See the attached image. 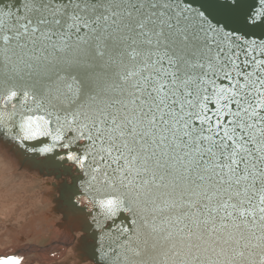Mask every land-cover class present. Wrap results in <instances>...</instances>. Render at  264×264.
I'll use <instances>...</instances> for the list:
<instances>
[{
	"label": "snow or ice",
	"instance_id": "snow-or-ice-1",
	"mask_svg": "<svg viewBox=\"0 0 264 264\" xmlns=\"http://www.w3.org/2000/svg\"><path fill=\"white\" fill-rule=\"evenodd\" d=\"M0 137L94 264H264V0H0Z\"/></svg>",
	"mask_w": 264,
	"mask_h": 264
},
{
	"label": "rangeland",
	"instance_id": "rangeland-1",
	"mask_svg": "<svg viewBox=\"0 0 264 264\" xmlns=\"http://www.w3.org/2000/svg\"><path fill=\"white\" fill-rule=\"evenodd\" d=\"M20 175L16 162L0 150V259L15 257L21 264H74L72 251L63 254L58 246L54 225L60 216L50 215L54 193L41 184L53 180Z\"/></svg>",
	"mask_w": 264,
	"mask_h": 264
},
{
	"label": "water",
	"instance_id": "water-1",
	"mask_svg": "<svg viewBox=\"0 0 264 264\" xmlns=\"http://www.w3.org/2000/svg\"><path fill=\"white\" fill-rule=\"evenodd\" d=\"M0 150L4 151L7 155H10L12 159L16 162L18 172L21 173L20 176L30 179V174H34L36 178H46L49 181L44 184V188H50L54 193L52 198L51 214H57L61 216L59 222L54 226L55 231L58 233L59 245L63 249V254H65L69 249L73 253L74 264H94L93 257L91 254V246L93 241L89 239L87 242L84 241L83 229L81 223L66 214L65 207L60 198V191L63 188L62 180L63 175L57 179L56 174L53 170L41 163L44 159L43 157L33 158L32 154L25 153L19 145L14 141L6 138L0 137ZM57 196V197H56ZM80 234L79 237L77 235Z\"/></svg>",
	"mask_w": 264,
	"mask_h": 264
},
{
	"label": "bare ground",
	"instance_id": "bare-ground-1",
	"mask_svg": "<svg viewBox=\"0 0 264 264\" xmlns=\"http://www.w3.org/2000/svg\"><path fill=\"white\" fill-rule=\"evenodd\" d=\"M53 196H54V195H53ZM56 197H57V196H56ZM60 219H61V216H60ZM59 221H60V220H59ZM56 224H57V223H55V225H54V226H56ZM78 235L80 236V234H78ZM72 257H73V255H72Z\"/></svg>",
	"mask_w": 264,
	"mask_h": 264
},
{
	"label": "crops",
	"instance_id": "crops-1",
	"mask_svg": "<svg viewBox=\"0 0 264 264\" xmlns=\"http://www.w3.org/2000/svg\"><path fill=\"white\" fill-rule=\"evenodd\" d=\"M41 184H43V185H44L45 183H41Z\"/></svg>",
	"mask_w": 264,
	"mask_h": 264
}]
</instances>
